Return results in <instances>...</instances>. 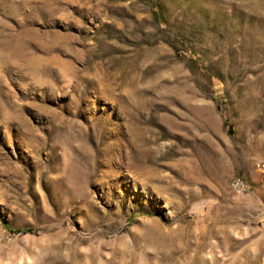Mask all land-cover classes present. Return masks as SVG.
<instances>
[{"label": "rangeland", "instance_id": "obj_1", "mask_svg": "<svg viewBox=\"0 0 264 264\" xmlns=\"http://www.w3.org/2000/svg\"><path fill=\"white\" fill-rule=\"evenodd\" d=\"M0 264H264V0H0Z\"/></svg>", "mask_w": 264, "mask_h": 264}, {"label": "trees", "instance_id": "obj_2", "mask_svg": "<svg viewBox=\"0 0 264 264\" xmlns=\"http://www.w3.org/2000/svg\"><path fill=\"white\" fill-rule=\"evenodd\" d=\"M160 11V10H159ZM159 12H158V10L156 9V14H158Z\"/></svg>", "mask_w": 264, "mask_h": 264}]
</instances>
